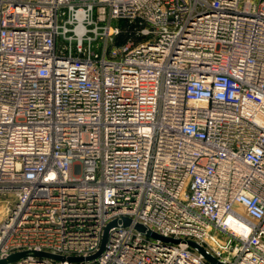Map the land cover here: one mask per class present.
Returning a JSON list of instances; mask_svg holds the SVG:
<instances>
[{
  "label": "built area",
  "instance_id": "2783aa9c",
  "mask_svg": "<svg viewBox=\"0 0 264 264\" xmlns=\"http://www.w3.org/2000/svg\"><path fill=\"white\" fill-rule=\"evenodd\" d=\"M0 193L5 264H264V0H0Z\"/></svg>",
  "mask_w": 264,
  "mask_h": 264
},
{
  "label": "water",
  "instance_id": "95a60500",
  "mask_svg": "<svg viewBox=\"0 0 264 264\" xmlns=\"http://www.w3.org/2000/svg\"><path fill=\"white\" fill-rule=\"evenodd\" d=\"M123 222H124L125 225H129L131 223V220L129 218H124L123 219ZM114 224H116V221H113L112 223H110L108 225V227L105 229V232H104V235H103V239H102V243H101L100 249L94 255L89 256L87 258L73 256V257H68V259H70V260H82V259L89 260V259H92V258H97L103 252V250L105 249V246H106V243H107L108 231H109L110 227L113 226ZM135 227H136L137 230H139L141 232H144V233H147L151 237L158 238V239H162L164 241L178 242V240H176V239L166 238V237H163V236L157 234L156 232L148 229L143 224L137 223L135 225ZM188 243L191 246L197 248L211 263H213V264H224V263L220 262L217 258H215L212 254L207 253V251L205 250V248L202 247L197 242H195V241H188ZM26 254H27L26 252H17V253H14V254L10 255L6 259L0 260V264H5V263H8V262L14 261L16 259H19V258L25 256ZM36 255L38 257H40L41 259L42 258L58 259V260H64L65 259L64 256L52 254V253H49V252H36Z\"/></svg>",
  "mask_w": 264,
  "mask_h": 264
},
{
  "label": "rangeland",
  "instance_id": "374dc122",
  "mask_svg": "<svg viewBox=\"0 0 264 264\" xmlns=\"http://www.w3.org/2000/svg\"><path fill=\"white\" fill-rule=\"evenodd\" d=\"M121 25L124 26V21H113V25ZM128 26V24H127ZM123 38H120L119 40L122 41ZM13 199L12 193H0V213L4 212L5 206L8 204V202H11Z\"/></svg>",
  "mask_w": 264,
  "mask_h": 264
}]
</instances>
